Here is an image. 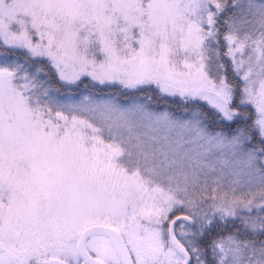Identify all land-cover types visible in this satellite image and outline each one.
<instances>
[{
    "label": "snow or ice",
    "instance_id": "1",
    "mask_svg": "<svg viewBox=\"0 0 264 264\" xmlns=\"http://www.w3.org/2000/svg\"><path fill=\"white\" fill-rule=\"evenodd\" d=\"M0 264H264V0H0Z\"/></svg>",
    "mask_w": 264,
    "mask_h": 264
},
{
    "label": "trees",
    "instance_id": "2",
    "mask_svg": "<svg viewBox=\"0 0 264 264\" xmlns=\"http://www.w3.org/2000/svg\"><path fill=\"white\" fill-rule=\"evenodd\" d=\"M52 83H54L55 86L60 89L58 92L54 91L52 93L53 98L60 103L65 101L76 102L80 99L82 95L87 94V90L84 89L83 85H81L79 89L69 90L67 88L60 87L59 82H57L55 79H53ZM204 108L205 110H210L208 107Z\"/></svg>",
    "mask_w": 264,
    "mask_h": 264
},
{
    "label": "rangeland",
    "instance_id": "3",
    "mask_svg": "<svg viewBox=\"0 0 264 264\" xmlns=\"http://www.w3.org/2000/svg\"><path fill=\"white\" fill-rule=\"evenodd\" d=\"M177 99H178V98H177ZM76 102H78V101H76ZM62 103H75V102L65 101V102H62ZM200 103L202 104V106H204V107H208V108H209V106L206 104V102L201 101Z\"/></svg>",
    "mask_w": 264,
    "mask_h": 264
}]
</instances>
